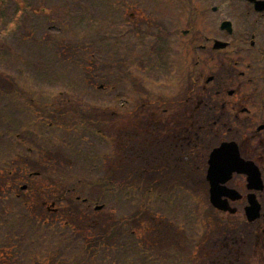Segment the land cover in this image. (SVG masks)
Instances as JSON below:
<instances>
[{"label":"rangeland","instance_id":"rangeland-1","mask_svg":"<svg viewBox=\"0 0 264 264\" xmlns=\"http://www.w3.org/2000/svg\"><path fill=\"white\" fill-rule=\"evenodd\" d=\"M188 4V0H18L9 4L1 30L12 28L8 24L16 19L13 13L17 5H23L52 10L51 18L63 31H49V23L43 17H24L20 34L0 35V47L14 49L19 59L11 65H0V113L4 115V122L0 121V204L3 202V206L0 205V264H77L76 256L86 247L85 233L96 230L93 221L101 222L99 230L115 233L107 255L103 254L96 264H105L107 259V264H143L142 256L135 258L133 244L141 238L148 243L153 241L148 237L156 241L162 225L170 230L167 233L165 228L166 233L161 238L164 242L156 241V253L162 251L167 257V246L174 244L173 251L181 256L197 254L185 232L194 222L188 215L198 213L199 220L205 221L201 223L205 230L201 225L196 228L199 233L189 237L194 238V242L206 232L210 233L214 221L218 224L219 219L208 204L206 188L197 195L179 188L174 194H167L170 193L167 187L174 183L195 187L197 181L179 174L165 178L156 184L162 192H167L164 196H170L181 207L174 215L175 208L170 202L163 204L158 200L156 206L154 202L151 205L161 209L159 215L155 208L142 215L137 210L138 200L132 194L129 196L134 200L132 203L126 196L119 197L121 190L126 191L121 186L146 187L143 182L139 183L141 180L136 181L138 177L127 174L129 167L135 165L147 173L159 166L156 162L144 164L141 157L133 153L134 150L140 153L137 151L141 146L140 134L134 142H129L128 132L139 133L137 124L142 119L129 121L127 115L125 119L117 116L112 126L103 114L104 111L108 116L112 112H125L122 108L125 99H130V109L149 99L158 102L176 99L188 89V81L193 77L192 64L189 65L186 57L188 38L183 43L175 41V45L168 42L164 47L148 34L157 33L148 23H161L169 32L189 28L184 12L190 10ZM189 25L193 27L191 21ZM147 27L151 32L146 31ZM131 29L135 34H131ZM29 31H34L33 37L29 36ZM140 31L144 35L138 38ZM195 31L198 38L204 36L200 23L195 25ZM129 48L133 52L126 51ZM6 50L3 51L7 54ZM158 51L166 55V68L160 74L146 75L142 66L156 59ZM112 84L116 91L108 93ZM3 90L4 94L15 92L16 95L5 97ZM21 99L26 100V104L20 102ZM83 105H91L95 112L87 111ZM20 107L22 109L18 110ZM16 113L19 119L17 130H13L16 133L11 134V139L1 140L14 128L9 124ZM141 117L147 120L148 113ZM30 121H34V125L43 123L44 127L51 122L55 125L51 129L55 141L51 144L29 142L26 149L34 148L32 155L18 147L14 139L17 134L26 136L25 126ZM75 124H79L78 128L67 131ZM38 130H34L33 135L37 136ZM98 130L107 138L98 136ZM132 145L134 149L130 150ZM82 154L91 159L85 160ZM97 166L102 170L98 171ZM34 173L40 176L35 177ZM100 181L115 185L105 198L100 197L101 191L97 188ZM23 186H28L29 190L22 191ZM77 197L88 199L93 205L105 202L106 209L93 213L87 205L75 202ZM8 219H11L9 223ZM171 222L178 225V230H174ZM119 246L124 247L118 250ZM152 247L149 243L146 249ZM60 257L63 263L57 259ZM249 257L248 264L257 263L252 255ZM163 264H166L165 259Z\"/></svg>","mask_w":264,"mask_h":264},{"label":"flooded vegetation","instance_id":"flooded-vegetation-1","mask_svg":"<svg viewBox=\"0 0 264 264\" xmlns=\"http://www.w3.org/2000/svg\"><path fill=\"white\" fill-rule=\"evenodd\" d=\"M201 6H205V10L193 11L190 17L193 37L188 42V55L194 66H221L222 85H214L210 90L205 87L204 99L188 97L187 103L194 102L198 106L184 110L187 123L175 128L173 142L176 146L209 148L235 142L241 157L255 163L264 180V0H206ZM213 7L218 9L214 14L217 18H210ZM207 18H210L209 26L205 25ZM197 23L203 25L201 38L195 31ZM191 32L189 30L190 36ZM217 42L222 46L216 47ZM225 50L234 53L224 55ZM211 77L213 81L208 84L219 81V76ZM197 111H201L199 122L204 112L208 113L204 124L195 122ZM234 179L245 182L237 186L239 193L250 192L246 176L238 175ZM245 204L244 199L238 203L241 209ZM262 220L254 230L264 232ZM247 238L243 241L244 248ZM257 238L256 246H259L260 236Z\"/></svg>","mask_w":264,"mask_h":264},{"label":"trees","instance_id":"trees-1","mask_svg":"<svg viewBox=\"0 0 264 264\" xmlns=\"http://www.w3.org/2000/svg\"><path fill=\"white\" fill-rule=\"evenodd\" d=\"M137 155H139V153H137ZM137 164V166H141V163L138 162H134ZM131 176H136L138 177L136 179V181H140L139 183L143 182L144 184H146L145 188H142L140 186H138L136 189L138 190V192L140 193L142 200L144 201L145 198L147 196L150 195H155L158 190V182L163 181L165 178L156 174V172L154 171H148L147 173H144L143 170H139L136 168L135 165H133L131 167V169L129 170V172ZM142 178V179H141ZM157 182V184H156ZM146 209L143 210L141 208L138 209V212H142L141 214L144 215L146 214ZM137 219H133V221H135ZM118 223V222H117ZM94 227L96 230H89L87 231L85 234H87V237L85 242H86V247L84 249L83 253H80L79 257H78V262L77 264H94V262H97L98 259L105 254L107 251H109V244L111 242L114 241V237H115V233L113 235L112 230H104L101 231L99 230V227L102 226L101 222L97 223L95 221H93ZM132 231V230H131ZM131 231L128 232L127 235L131 234ZM136 236V232L134 233ZM134 236V235H133ZM150 239H152L153 241L149 242L151 243L154 247L150 248V249H146V246L149 244L144 238H141L140 242H136L135 244H133V251H142V253H144V251L147 253V259H148V264H153V262L151 261L152 258L154 257V255L156 254V241H154L155 239L148 237ZM159 239V238H157ZM124 246H119L117 249L118 250H122ZM111 248H114L113 246ZM110 248V249H111ZM108 253V252H107ZM107 253L104 255L106 256ZM103 256V257H104ZM107 260H105V264H107ZM117 263H122V261H117ZM147 264V263H146Z\"/></svg>","mask_w":264,"mask_h":264},{"label":"water","instance_id":"water-1","mask_svg":"<svg viewBox=\"0 0 264 264\" xmlns=\"http://www.w3.org/2000/svg\"><path fill=\"white\" fill-rule=\"evenodd\" d=\"M211 169L209 171L208 180L211 183V203L219 210L227 211L229 207L223 197L236 200L237 193L225 187V184L231 179V175L240 171L241 169L247 170V173L254 179L256 175L250 165H246L240 159L237 147L234 144L223 145L217 149L213 154L210 161ZM254 181V180H253ZM258 185V182H255ZM251 198V207L247 212L251 214V222L259 217L260 206L255 200Z\"/></svg>","mask_w":264,"mask_h":264}]
</instances>
